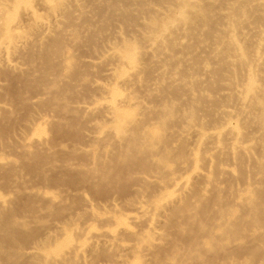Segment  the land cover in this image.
<instances>
[{
  "label": "bare ground",
  "instance_id": "6f19581e",
  "mask_svg": "<svg viewBox=\"0 0 264 264\" xmlns=\"http://www.w3.org/2000/svg\"><path fill=\"white\" fill-rule=\"evenodd\" d=\"M0 75V264H264V0H0Z\"/></svg>",
  "mask_w": 264,
  "mask_h": 264
},
{
  "label": "rangeland",
  "instance_id": "374dc122",
  "mask_svg": "<svg viewBox=\"0 0 264 264\" xmlns=\"http://www.w3.org/2000/svg\"><path fill=\"white\" fill-rule=\"evenodd\" d=\"M113 44L110 43V44H106L104 46V50L105 51H112L113 50ZM86 56H91L93 57V60H96L98 63H97V69L95 70V68H93V70L95 71H98V66H100L99 69H104V65L106 66L107 64L109 65L110 62L109 61H104L103 58L101 57L100 59V55L99 53L97 52H93V51H90V50H85L83 52H81V54H79V60L80 59H87ZM89 59H91L89 57ZM3 77L0 75V83H2L1 79ZM16 81V83H19L21 81V79H18V78H15L14 79ZM103 82V81H101ZM28 102H31L30 100H28ZM0 104L5 106V107H10L9 104H11V102L9 100H7V98H0ZM18 115L17 114H14L12 116V121L11 122V126H15L14 129L16 131H19L18 134L16 135L18 139L16 140H8V141H5V142H0V157L1 158H9V159H13L17 162H20L21 161V157H23V150H22V147H21V142H22V139L24 138H28L32 135V131L31 129H27L25 128L28 124L31 123V120L32 118L30 116H27L24 118L23 121L21 122H18V119H17ZM46 116H44L45 118ZM48 120L51 119L50 118V115H47L46 117ZM41 123V120L38 121V123ZM43 122V121H42ZM38 126V124H37ZM57 172V171H56ZM29 186H32L33 183L32 182H29L28 183ZM46 186H48V184H45ZM40 186V185H39ZM94 207H97L96 205ZM28 212L26 210H23L22 211V214H27ZM132 215V214H131ZM130 215V216H131ZM65 216L64 215H56V216H53L51 218L52 221H56V220H62L64 219ZM76 223L75 224V230L79 229L80 227H85L87 232L89 231H92L96 228L95 226V223L93 221H89L87 223H83V222H80L79 220L76 219ZM66 225H65V222L64 220L60 221L58 223V225L54 228H51L49 229L50 232L52 231H56V228H64ZM133 228V227H132ZM155 229L157 231H161V229H163L162 225H157L155 226ZM41 232H45L44 230H42ZM123 243H129V237L128 236H123ZM34 244H38V243H34ZM33 244V245H34ZM115 251H112L111 254H109L111 257L108 258V254L107 255H103V256H100L99 257V264H118L116 259L121 256V258H124L126 259L127 261H132V258L130 256H128V254L124 253V252H121V249H116L114 248ZM112 254H115V256H112ZM69 263H73L72 261H69Z\"/></svg>",
  "mask_w": 264,
  "mask_h": 264
}]
</instances>
